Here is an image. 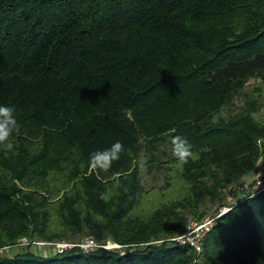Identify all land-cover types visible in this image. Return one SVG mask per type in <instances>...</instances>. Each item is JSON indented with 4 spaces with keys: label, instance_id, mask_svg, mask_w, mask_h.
Instances as JSON below:
<instances>
[{
    "label": "trees",
    "instance_id": "obj_1",
    "mask_svg": "<svg viewBox=\"0 0 264 264\" xmlns=\"http://www.w3.org/2000/svg\"><path fill=\"white\" fill-rule=\"evenodd\" d=\"M252 78L264 82V0H0V105L20 125L0 145V248L120 246L0 264H264V188L236 190L264 154ZM177 135L199 153L183 166ZM116 141L120 159L92 170ZM143 168L164 184L147 189ZM224 205L200 254L170 241Z\"/></svg>",
    "mask_w": 264,
    "mask_h": 264
},
{
    "label": "rangeland",
    "instance_id": "obj_2",
    "mask_svg": "<svg viewBox=\"0 0 264 264\" xmlns=\"http://www.w3.org/2000/svg\"><path fill=\"white\" fill-rule=\"evenodd\" d=\"M247 93H249L251 96H253L254 98H258L262 104L263 107L261 109V111H259L257 114H255V117L264 122V82L261 79H255L252 78L248 81L247 86L245 88V90ZM243 102L242 98H238L236 101V105L240 106ZM143 173H144V185L147 189L153 188V187H158L164 184V179H163V174L161 173H148L147 170L145 168H143ZM264 180V154L263 157H261L257 163V169L255 172H253L252 174H249L248 176H246L242 182L238 185H236V190L239 192H237V194H240L244 188L246 189H251V190H258V181ZM233 194H229L228 195V200H227V204H231L233 202H235V200L237 199L236 197L232 196ZM62 196H60L59 198H61ZM227 205H224L222 207H219V212H221V210L223 208H225ZM214 210V209H213ZM210 215H217L214 214V212H210L208 216ZM206 218V217H205ZM202 220H196V219H192L187 228L189 227V225H191L194 222H199ZM187 230V229H186ZM88 239V238H86ZM86 240L82 241L81 243H84ZM81 243H73L67 240H59V241H43L41 239H30L28 237H22L20 238L17 243L13 246H5L3 248H0V252L2 253H11V252H17L22 250L23 248H31L33 251L35 252H39L42 254H50V253H62L65 250H68L72 247L78 246L79 248H81L83 251L84 249L81 247ZM114 245L113 243L110 242H106L105 245H100L99 243H97V247H104L107 249H114ZM113 246V247H111ZM116 248H120V246L116 247ZM64 249V250H63ZM63 250V251H61ZM86 252V251H84Z\"/></svg>",
    "mask_w": 264,
    "mask_h": 264
},
{
    "label": "clouds",
    "instance_id": "obj_3",
    "mask_svg": "<svg viewBox=\"0 0 264 264\" xmlns=\"http://www.w3.org/2000/svg\"><path fill=\"white\" fill-rule=\"evenodd\" d=\"M20 125L15 116V109L11 106L0 105V145L5 149L11 150L14 145L11 142V137L19 132ZM172 155L177 160L178 164L183 166L189 163L190 160L197 159L199 153L191 150V145L182 136H174L172 141ZM201 149L200 151H204ZM125 151L124 145L120 141H116L111 147L103 151H95L91 154L89 167L92 170H99L107 173L112 167L114 161H118L121 153ZM103 198L108 199L109 193L102 194Z\"/></svg>",
    "mask_w": 264,
    "mask_h": 264
},
{
    "label": "built area",
    "instance_id": "obj_4",
    "mask_svg": "<svg viewBox=\"0 0 264 264\" xmlns=\"http://www.w3.org/2000/svg\"><path fill=\"white\" fill-rule=\"evenodd\" d=\"M258 184L259 189L264 188V180L258 181ZM228 210L229 208L225 207L217 215H210L204 218L202 221L192 223L183 234L171 238L170 241L176 242L179 245L189 246L196 254H200L203 250L206 234L213 227V224L218 219V217ZM117 246L118 245H114V248ZM81 247L84 249V251L88 252L97 247V242H95V240L92 238H88L84 243H81Z\"/></svg>",
    "mask_w": 264,
    "mask_h": 264
}]
</instances>
